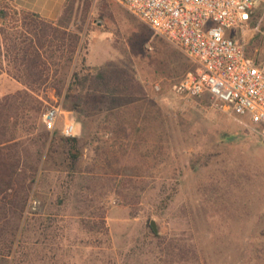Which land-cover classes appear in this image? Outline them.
<instances>
[{"label": "rangeland", "instance_id": "rangeland-1", "mask_svg": "<svg viewBox=\"0 0 264 264\" xmlns=\"http://www.w3.org/2000/svg\"><path fill=\"white\" fill-rule=\"evenodd\" d=\"M10 5L0 27L26 35L33 19ZM66 21L17 146L35 173L27 205L0 206V264H264V140L250 118L176 92L197 64L121 0H76ZM231 34L264 60V0ZM7 76L0 89L14 87ZM52 106L64 115L49 130ZM67 119L80 138L74 168Z\"/></svg>", "mask_w": 264, "mask_h": 264}, {"label": "built area", "instance_id": "built-area-1", "mask_svg": "<svg viewBox=\"0 0 264 264\" xmlns=\"http://www.w3.org/2000/svg\"><path fill=\"white\" fill-rule=\"evenodd\" d=\"M128 10L181 48L197 69L173 87L180 94L209 93L239 116H248L264 140V60L247 54L244 44L231 34L244 29L254 16L258 0H121ZM64 115L60 106L43 114L47 129L54 130ZM63 134L76 135L71 119Z\"/></svg>", "mask_w": 264, "mask_h": 264}, {"label": "trees", "instance_id": "trees-1", "mask_svg": "<svg viewBox=\"0 0 264 264\" xmlns=\"http://www.w3.org/2000/svg\"><path fill=\"white\" fill-rule=\"evenodd\" d=\"M75 3L76 0H67L57 22L23 10L26 14L25 19H33V22L24 25L27 27L26 35L23 32L9 34L5 27H0V76L7 73V79L14 80L12 89L7 88L5 91L0 89V206L11 205L20 215L27 205L28 186L34 181L35 173H27L21 168L17 146L34 128L26 124L30 120L31 102L38 101L35 95L38 85L47 80L51 70V63L45 53L50 50L49 47L57 46L59 39H62L63 43L57 46L58 50H64L65 35L69 27L66 20L71 18ZM10 9L12 6L9 3L0 0L2 21L8 18ZM75 37L76 40L69 47L72 53L77 50L80 36L76 33ZM74 75L78 77L79 74L75 71ZM14 105L16 111L10 112V108ZM19 108H23L27 115L22 123H20L22 112ZM63 138L69 147L67 158L70 167L74 168L81 155L80 138L78 136ZM2 214L3 212H0V215Z\"/></svg>", "mask_w": 264, "mask_h": 264}, {"label": "crops", "instance_id": "crops-1", "mask_svg": "<svg viewBox=\"0 0 264 264\" xmlns=\"http://www.w3.org/2000/svg\"><path fill=\"white\" fill-rule=\"evenodd\" d=\"M3 1L12 4L19 10L37 13L42 18L49 21H57L59 19L67 2V0H3ZM3 75H1L0 77H3ZM13 81H12V85H14Z\"/></svg>", "mask_w": 264, "mask_h": 264}, {"label": "water", "instance_id": "water-1", "mask_svg": "<svg viewBox=\"0 0 264 264\" xmlns=\"http://www.w3.org/2000/svg\"><path fill=\"white\" fill-rule=\"evenodd\" d=\"M152 225H153V227H154V230H155V231H157V230H158V228H157V226H156V224H155V222H154V221H152Z\"/></svg>", "mask_w": 264, "mask_h": 264}]
</instances>
